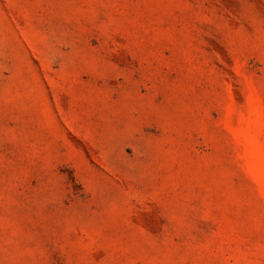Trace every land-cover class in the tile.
<instances>
[{"label":"rangeland","instance_id":"374dc122","mask_svg":"<svg viewBox=\"0 0 264 264\" xmlns=\"http://www.w3.org/2000/svg\"><path fill=\"white\" fill-rule=\"evenodd\" d=\"M0 264H264V0H0Z\"/></svg>","mask_w":264,"mask_h":264}]
</instances>
